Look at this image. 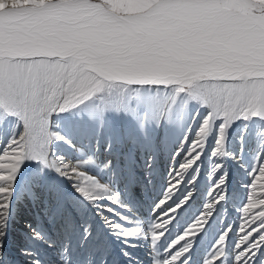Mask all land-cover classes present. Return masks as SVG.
Listing matches in <instances>:
<instances>
[{
	"label": "snow or ice",
	"instance_id": "snow-or-ice-1",
	"mask_svg": "<svg viewBox=\"0 0 264 264\" xmlns=\"http://www.w3.org/2000/svg\"><path fill=\"white\" fill-rule=\"evenodd\" d=\"M0 3V264L13 252L73 264L57 239L84 248L97 221L136 264V186L148 193L139 264H264V0ZM65 114L95 137L77 143ZM165 127L179 134L156 180ZM17 220L28 241L13 249Z\"/></svg>",
	"mask_w": 264,
	"mask_h": 264
},
{
	"label": "bare ground",
	"instance_id": "bare-ground-1",
	"mask_svg": "<svg viewBox=\"0 0 264 264\" xmlns=\"http://www.w3.org/2000/svg\"><path fill=\"white\" fill-rule=\"evenodd\" d=\"M13 1L15 3H18V0H12V2ZM68 115L70 114H67L66 116ZM72 117L83 120V118L81 117H77V116H72ZM68 121H69L68 119L66 120L65 123L63 122V119L60 121L63 131H65L66 129L65 127L68 126L67 125ZM78 124L75 129L76 132L65 131L68 135L72 136L77 141V143H85L88 140L95 137L94 126L88 125L86 122L85 124L86 126L84 125L85 128L82 129L81 128L82 125H78ZM175 132L176 131H174L172 128L165 127V128H161L156 134H154L153 137L154 142L152 144L150 151L154 157V163L156 165L154 169V177L156 180H160V178L162 177L164 166L168 160V153L170 151L169 146H171L170 143L172 139H174L175 137L176 134ZM105 135H107V130L105 131ZM136 154H137V149L133 148L128 157L129 162L135 165V167L138 170L142 171L143 169L141 167V164L144 158L143 153L142 151L140 152V163H137L135 159ZM238 175H241L238 171L233 172V184H232L233 192L239 191L237 185L238 178H236ZM133 192H134L135 202L133 205V211L129 213V216H131L132 218L128 221L127 228L130 229L132 227H139L141 228V231L132 238V242L138 246L128 248L125 251H127L130 256L136 257L137 258L136 264H139V258L144 256L145 252L147 251V236H146L147 232L145 229V223L148 214V193L144 191L143 186H136L133 189ZM26 219H31V216L30 215L27 216ZM15 223L16 224H13L10 230V234L7 238L8 246L13 249L19 248L21 245H24L28 241L26 234L19 226L20 221L17 220ZM95 232L98 239H94L92 242L89 243L88 246L84 248L77 247L78 241L75 236L59 237L57 239V246L59 247L64 240H69L71 242V246H72L71 257L73 264H100V257L105 254L109 256L110 264H117V262H119V264H125L124 259L120 256V251L123 248L122 243L115 236L108 233V231L103 227V225L99 221H97L95 224ZM33 246L38 251L42 250V245L38 243L34 244ZM200 252H201L200 248H197V250L194 252V257L196 261H198L199 259ZM13 255L17 256V259L13 261V264H25L24 259L22 257H19L17 252H13ZM47 255L49 257H53L55 253L48 252Z\"/></svg>",
	"mask_w": 264,
	"mask_h": 264
},
{
	"label": "rangeland",
	"instance_id": "rangeland-1",
	"mask_svg": "<svg viewBox=\"0 0 264 264\" xmlns=\"http://www.w3.org/2000/svg\"><path fill=\"white\" fill-rule=\"evenodd\" d=\"M14 2V1H13ZM20 2V0H18V3ZM15 3V2H14ZM0 7H3V4L2 3H0ZM67 115V114H66ZM65 115V116H66ZM69 120L68 121V123H67V125L68 126H66L64 129H65V131L66 132H69V131H73V132H76V126H77V124L78 125H82L81 126V128L82 129H84L85 128V124H86V121H84V119L83 120H81V119H76V118H74V117H72V116H70V115H68V116H66V117H64L63 118V122L65 123L66 122V120ZM74 119V120H73ZM113 119H115V118H113ZM74 121V122H73ZM76 121V122H75ZM85 122V123H84ZM70 124V125H69ZM85 125V126H84ZM90 127V126H89ZM70 129V130H69ZM174 130V129H173ZM174 131H176V130H174ZM178 131H176L175 133V137L179 134V133H177ZM84 135H86V134H84ZM175 137H174V139H175ZM174 139H172V141H171V146H169V149L171 150V148H172V146H173V141H174ZM236 178H238L237 180H239V178H240V175H238ZM237 185H238V183H237ZM14 224H16V223H14Z\"/></svg>",
	"mask_w": 264,
	"mask_h": 264
}]
</instances>
